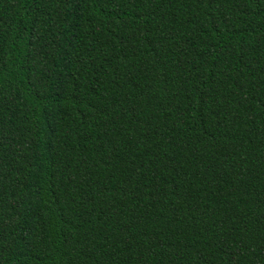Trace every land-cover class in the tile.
Returning <instances> with one entry per match:
<instances>
[{"label":"trees","instance_id":"trees-1","mask_svg":"<svg viewBox=\"0 0 264 264\" xmlns=\"http://www.w3.org/2000/svg\"><path fill=\"white\" fill-rule=\"evenodd\" d=\"M0 264H264V0H0Z\"/></svg>","mask_w":264,"mask_h":264}]
</instances>
